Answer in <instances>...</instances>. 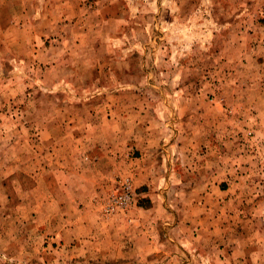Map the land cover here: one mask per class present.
<instances>
[{"label": "rangeland", "instance_id": "1", "mask_svg": "<svg viewBox=\"0 0 264 264\" xmlns=\"http://www.w3.org/2000/svg\"><path fill=\"white\" fill-rule=\"evenodd\" d=\"M75 181L147 263L264 264V0H0V264H129L69 251Z\"/></svg>", "mask_w": 264, "mask_h": 264}, {"label": "crops", "instance_id": "2", "mask_svg": "<svg viewBox=\"0 0 264 264\" xmlns=\"http://www.w3.org/2000/svg\"><path fill=\"white\" fill-rule=\"evenodd\" d=\"M68 130L74 137L71 142L68 139V148L73 153V155L68 153V178L82 177L85 169L78 160L83 161L79 152L86 148V144L74 127H68ZM72 161L77 164L70 167ZM100 173L96 168L93 175L100 177ZM102 175L105 177V174ZM82 188L75 181L74 186L68 191V248H71L69 251L77 253L78 257L96 255L109 259L122 258L125 253L130 259L129 264H151L147 263L150 262V255L157 256L155 252H162L161 249L158 250L159 242L154 238L151 223L142 222L132 215L127 220L110 221L102 218L95 194L92 191L83 192Z\"/></svg>", "mask_w": 264, "mask_h": 264}]
</instances>
